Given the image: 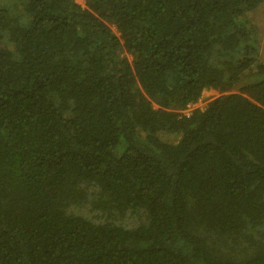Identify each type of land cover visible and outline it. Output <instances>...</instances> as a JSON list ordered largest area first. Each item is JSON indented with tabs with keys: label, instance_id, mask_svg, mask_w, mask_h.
<instances>
[{
	"label": "trees",
	"instance_id": "obj_1",
	"mask_svg": "<svg viewBox=\"0 0 264 264\" xmlns=\"http://www.w3.org/2000/svg\"><path fill=\"white\" fill-rule=\"evenodd\" d=\"M83 1L0 0V264H264V0Z\"/></svg>",
	"mask_w": 264,
	"mask_h": 264
},
{
	"label": "rangeland",
	"instance_id": "obj_2",
	"mask_svg": "<svg viewBox=\"0 0 264 264\" xmlns=\"http://www.w3.org/2000/svg\"><path fill=\"white\" fill-rule=\"evenodd\" d=\"M77 3H79L80 5L84 6V1L83 0H76ZM247 20H248V24L247 26H254L256 27L258 34H259V47H260V53L262 55V59L264 61V4L257 9L256 11L249 13L247 15ZM220 95L213 91V90H206L203 95L202 98L200 99V101L194 105L189 107V109L187 111H185L184 113H190L192 111H194L195 109H201L204 110L207 105L213 101L214 99H216L217 97H219ZM179 136H175V135H171V134H165L162 136V139L165 142L168 143H172L175 144L179 141Z\"/></svg>",
	"mask_w": 264,
	"mask_h": 264
}]
</instances>
